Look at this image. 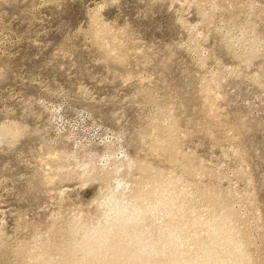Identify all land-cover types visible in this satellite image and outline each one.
<instances>
[{
	"label": "rangeland",
	"instance_id": "1",
	"mask_svg": "<svg viewBox=\"0 0 264 264\" xmlns=\"http://www.w3.org/2000/svg\"><path fill=\"white\" fill-rule=\"evenodd\" d=\"M153 180L264 264V0H0V264H60Z\"/></svg>",
	"mask_w": 264,
	"mask_h": 264
},
{
	"label": "bare ground",
	"instance_id": "2",
	"mask_svg": "<svg viewBox=\"0 0 264 264\" xmlns=\"http://www.w3.org/2000/svg\"><path fill=\"white\" fill-rule=\"evenodd\" d=\"M173 184L153 180L146 194L115 204L106 223L83 242H73L60 264H251L244 254L247 240L234 230L221 198L202 196L213 214L206 219L192 210L190 196L186 200V193L176 189L180 185ZM80 228L75 225L71 233L76 235Z\"/></svg>",
	"mask_w": 264,
	"mask_h": 264
}]
</instances>
